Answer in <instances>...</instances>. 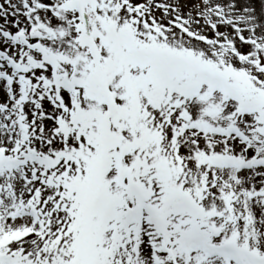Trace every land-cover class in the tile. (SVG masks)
I'll return each mask as SVG.
<instances>
[{"label":"snow or ice","instance_id":"snow-or-ice-1","mask_svg":"<svg viewBox=\"0 0 264 264\" xmlns=\"http://www.w3.org/2000/svg\"><path fill=\"white\" fill-rule=\"evenodd\" d=\"M0 264H264V0H0Z\"/></svg>","mask_w":264,"mask_h":264}]
</instances>
